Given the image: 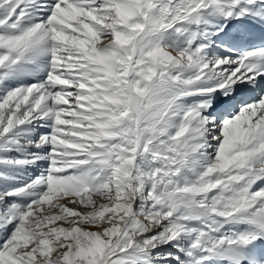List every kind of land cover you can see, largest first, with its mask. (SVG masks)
I'll list each match as a JSON object with an SVG mask.
<instances>
[{
    "label": "snow or ice",
    "instance_id": "obj_1",
    "mask_svg": "<svg viewBox=\"0 0 264 264\" xmlns=\"http://www.w3.org/2000/svg\"><path fill=\"white\" fill-rule=\"evenodd\" d=\"M0 264H264V0H0Z\"/></svg>",
    "mask_w": 264,
    "mask_h": 264
},
{
    "label": "bare ground",
    "instance_id": "obj_2",
    "mask_svg": "<svg viewBox=\"0 0 264 264\" xmlns=\"http://www.w3.org/2000/svg\"><path fill=\"white\" fill-rule=\"evenodd\" d=\"M255 35L258 37V36H259V33H258V32H256V33H255Z\"/></svg>",
    "mask_w": 264,
    "mask_h": 264
}]
</instances>
